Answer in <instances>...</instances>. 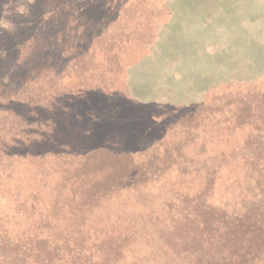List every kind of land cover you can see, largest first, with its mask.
Returning <instances> with one entry per match:
<instances>
[{"label":"rangeland","instance_id":"374dc122","mask_svg":"<svg viewBox=\"0 0 264 264\" xmlns=\"http://www.w3.org/2000/svg\"><path fill=\"white\" fill-rule=\"evenodd\" d=\"M0 264H264V0H0Z\"/></svg>","mask_w":264,"mask_h":264},{"label":"clouds","instance_id":"9594fccd","mask_svg":"<svg viewBox=\"0 0 264 264\" xmlns=\"http://www.w3.org/2000/svg\"><path fill=\"white\" fill-rule=\"evenodd\" d=\"M20 11H21V12H23V11H24V9H23V8H21V9H20Z\"/></svg>","mask_w":264,"mask_h":264}]
</instances>
